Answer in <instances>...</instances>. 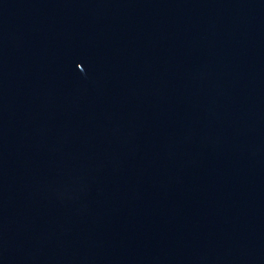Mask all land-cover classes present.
Masks as SVG:
<instances>
[{
  "label": "water",
  "instance_id": "95a60500",
  "mask_svg": "<svg viewBox=\"0 0 264 264\" xmlns=\"http://www.w3.org/2000/svg\"><path fill=\"white\" fill-rule=\"evenodd\" d=\"M0 264H264V0H0Z\"/></svg>",
  "mask_w": 264,
  "mask_h": 264
}]
</instances>
